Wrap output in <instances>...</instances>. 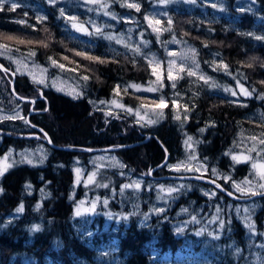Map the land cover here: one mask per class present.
<instances>
[{
  "label": "trees",
  "instance_id": "16d2710c",
  "mask_svg": "<svg viewBox=\"0 0 264 264\" xmlns=\"http://www.w3.org/2000/svg\"><path fill=\"white\" fill-rule=\"evenodd\" d=\"M29 1L42 7L46 19L39 22L35 11L25 4L16 8L5 4L0 8V35L13 37L17 42L13 44L24 50L35 49L33 60L42 65L47 66L50 57L72 58L81 68L78 73L87 74L89 78L84 81V95L72 98L38 85L26 75L16 74L15 92L27 99L23 101L11 90L13 77L9 71L0 70V108L9 111L20 105L24 114V119L0 121V155L8 150L17 153L37 144L48 151L44 165L18 162L0 175V264H97L100 246L111 243L117 247L112 255L122 259L124 264H157V255L174 254L188 242L198 247L207 238L203 233L197 236L198 225L193 223L184 232L175 230L171 212L154 217L149 225H140L139 217L128 213V220L123 218L119 223L113 220L107 228L103 216L99 215L96 217L99 229L93 234H84L74 216V205L84 188L79 185L73 189L75 174L71 163L79 159L91 168L88 161L93 153L89 150L109 146L119 147L107 153L117 154L125 170L134 176L150 175L152 170L151 175L156 176L153 180L159 183L184 181L197 185L182 191L176 206L193 209L209 208L210 202L223 207L229 203H257L253 221L257 234L264 232V195L237 201L206 183L159 179L165 175H195L182 168L167 169L169 163L188 155H194V161L203 162L208 168L216 167L232 178L244 182L252 179L251 165L232 161L230 148L239 130L264 131V121L257 118V111L264 110V0H251L249 9L241 7V0H225L221 7L197 0L190 7L171 8L175 21L173 32L197 47L200 64L212 77V84L236 89L241 83L253 95L241 97L244 104L234 103L224 93L213 91L210 84L192 85L193 88L188 89L189 79L184 78L178 88L186 94L190 108L188 121L175 119L169 105L164 119L145 124H140L137 112L109 110L105 102L114 97L118 83L131 87L151 83L153 78L145 56L152 51L165 56L163 48L170 34L156 35L145 20L152 0H138L139 10L123 5V0H110L116 10L134 13L137 18L133 37L139 40V51L134 49L135 57L113 51L111 39L103 32L91 31L83 37L87 43L77 39L66 29V18L59 5H51L48 0ZM213 53L221 56L226 68L212 67ZM0 61L8 70H13L10 62L2 58ZM170 92L166 85L159 94L169 96ZM130 104L136 109L137 104ZM45 133L55 147L49 145ZM188 137H192L194 146L191 151L186 145ZM166 152L169 153L168 164L157 168L165 161ZM95 174L93 185L98 186L102 195L116 193L115 197L111 196V203L116 204L120 184L128 178L112 168L98 167ZM203 176L215 179L241 198L253 196L233 191L230 182L224 179ZM201 185L215 191L216 198L203 195L198 187ZM20 206L23 211L18 214ZM223 233L225 236L218 238L223 249L217 264H239L237 251L247 250L250 242L243 223L235 218L227 220Z\"/></svg>",
  "mask_w": 264,
  "mask_h": 264
},
{
  "label": "rangeland",
  "instance_id": "374dc122",
  "mask_svg": "<svg viewBox=\"0 0 264 264\" xmlns=\"http://www.w3.org/2000/svg\"><path fill=\"white\" fill-rule=\"evenodd\" d=\"M195 1L197 0L151 1V6L145 16V20L156 35L162 36L164 33L170 34L163 48L165 56L163 57L155 51L149 52L145 56V60L153 81L148 84H133L138 86L139 90L129 85L127 86L121 83L116 84L114 87V97L110 101L105 102L109 110H128L130 108L132 109L131 112L135 111L138 113L136 117L140 118V124H145L149 123L150 120L157 121L164 119L166 110L170 105L173 111V117L175 118L179 115L180 122H187L190 115V108L185 100V92L178 88L180 81L184 78L189 79L188 89L193 88L192 85L210 84L213 91L224 93L234 103L244 104L241 97H250L253 95L252 92L248 91L241 83L237 85L236 89L220 88L212 84V77H210L200 64L197 47L193 43L181 39L173 32L175 21L171 14V8L175 7L178 9L180 6L190 7L191 3ZM202 1L210 2L214 6L219 7L225 2V0ZM250 1L251 0H241V7L249 9L251 7ZM0 2H2V7L5 4H15L16 8L25 4L35 11L36 18L39 22L46 19V14L42 7L38 4H30L29 0H0ZM48 2L51 5H59V10L66 18V29L77 39H82V41L87 43L88 41L83 37L89 35L91 31H98L99 29V32H103L107 38L110 36L113 37V39H111V48L113 51L117 53H130L135 57L134 49L139 48V40L133 37V30L137 27V18L134 13L119 12L113 7V3L110 0H54V2L53 0H48ZM122 4H125L127 7H129L128 5H133L130 8L134 10L140 9V2L138 0H123ZM20 21L25 23L26 19H20ZM156 21H159V23H156ZM74 23L84 30H78V28L73 27ZM13 43L17 42L14 39H8L7 36L0 35V45L4 46L0 47V53H4L5 48L7 49V52L0 55V58L12 64V71L14 73L26 75L30 81L45 88H51L72 98L82 97L84 95V81L86 80L84 77L88 79L89 76L87 74L78 73L81 68L73 63L72 58L57 60L50 57L49 64L47 66L42 65L33 60V57L36 55L35 49L29 48L28 50H24ZM189 50L194 51V60ZM33 52L35 55H31ZM185 53L189 54L185 56ZM153 58L160 63L158 65L151 63L150 61H152ZM53 61H55V63H53ZM210 61L214 68L218 66L223 68L227 67L226 62L221 56H218L217 53L212 54ZM61 64L64 65L63 68L58 66ZM170 65L172 68V79L168 78V69ZM154 68L157 74H153ZM190 71L194 74L189 75L188 73ZM9 74L11 73L9 72ZM201 76H203L204 79H201ZM40 79L44 80L43 84L36 82ZM166 81L168 82L167 84ZM173 84L175 87H173ZM166 85L171 89L169 96L160 95L159 91L165 90ZM148 88H156L157 91H147L146 89ZM245 91L250 93V95H246ZM233 92L235 95L232 94ZM161 96L164 97L166 105L157 107L153 101L155 100L158 102V98ZM259 96L261 97L260 94ZM113 101H115V103H113ZM173 101H175V104ZM130 103L137 104L135 106L136 109L132 108ZM185 108H187V111H185ZM17 112H19V116L24 119V114L20 105L9 111L0 108V121L6 119L5 117L16 116ZM157 113H162V115L157 116ZM257 118L264 121L263 109L257 111ZM262 141H264V131L252 132L239 130L231 144L230 156L248 157L249 159L242 160L240 163H249L251 167L253 163L258 165L256 169L252 167V179L247 178L245 180L250 181L249 184H245L242 180L232 178L228 174H223L216 167L208 168L203 162L194 161L193 159L189 161V157L194 155H188V158L178 160L175 163H169L167 169L173 171L174 165L187 164L188 167L191 168V172L200 175L208 174L210 177L212 176L216 179H224V181L230 182L232 190L239 194H241V192L236 191V185H240L244 189L251 188L255 193L264 191V189L260 187L257 188V185L264 184V179L261 178L262 174H264V167H260L264 166V149L262 148L264 143H262ZM187 148L191 151L194 149V146L192 145L191 149L188 146ZM42 156H46V158L43 159V163H40ZM25 157L32 159L33 163H31V165L41 166L46 163L48 151L42 144H37L33 148L17 153L13 150H8L0 155V170L4 173L18 162L27 163ZM88 162L92 166L91 168L82 164L79 159H75V161L71 163L75 174L73 189L76 190L79 185H82L84 188L83 194L74 205V216L75 219H77L76 225L84 234L90 235L99 229V224L96 222V217L99 215H102L104 218L105 228L109 227L113 220L117 221V223L123 218L128 220V213H135L139 217V224L145 225L150 221L149 218L152 217L151 213H157L154 209L163 208L165 211H170L173 207V217L175 219L173 226L175 230L184 232L190 227V224L193 223L198 225L196 231L197 236L201 233L207 234L208 236L198 247L192 242H188L182 249L174 254L166 253L163 256L157 255L155 258L157 264H217L219 253H221L223 249V244L219 242L218 238L225 236L223 230L226 226V221L228 220V222H230L233 218L243 223L245 232L250 241L247 250L243 252L240 250L237 251V261L239 264H264V232L261 235L257 234L255 222L253 221V213L258 207L257 203H251L250 205H234L229 203L225 204V207H223L218 203L215 204V202H210L209 208L198 206L193 207V209H190V207L186 205L176 206V201L179 200L182 191L191 190L197 185L184 183V181L159 183V181L152 180L154 178L150 177L152 170L149 172L150 175L144 173L142 176H134L125 170L124 162L114 153H93L89 157ZM121 165H123V167H121ZM201 165H203V167L200 171H196ZM98 167L116 169L121 172L120 175H124L128 178L127 181L120 184L117 198H115L118 204L111 203V198L115 197L116 193L114 194L112 191V197L105 193L102 195L99 192L98 186L93 185L96 179L95 171ZM181 168L185 171H189L188 168ZM213 170H215L218 175H213ZM148 176L150 178H148ZM90 177L91 180L89 179ZM225 177H229V179L226 180ZM137 182L140 185L139 188L134 186L128 188L124 187V185H135ZM172 187L177 188L178 191L171 195H169L167 191H162V189L166 190ZM198 187L203 195L205 192L215 193V191L205 186L201 185ZM206 197L216 198V193L215 195ZM221 203L224 202L221 200ZM121 209L127 212L121 214L118 211H114H121ZM185 209H187V212L184 211ZM217 209H219V211H217ZM237 209H239V212H237ZM245 209H247V211H245ZM78 211L79 215H77ZM19 213L20 212H18V214ZM193 216L196 217V221L198 222L192 221ZM221 221H223V228L219 227ZM248 222L254 225V231L246 226ZM93 224H95V226H93ZM181 229H183V231H180ZM116 250L117 247L115 243L101 245L96 257L97 264H124L122 259L112 255Z\"/></svg>",
  "mask_w": 264,
  "mask_h": 264
},
{
  "label": "snow or ice",
  "instance_id": "6c2138e0",
  "mask_svg": "<svg viewBox=\"0 0 264 264\" xmlns=\"http://www.w3.org/2000/svg\"><path fill=\"white\" fill-rule=\"evenodd\" d=\"M53 2H54V0H53ZM128 6H129V7H132L133 5H128ZM0 7H2V2H0ZM11 7H12V8H15V4H12ZM137 10H138V9H137ZM156 23H159V21H156ZM73 27L78 28V30H84V29H81V28H80L78 25H76L75 23L73 24ZM85 31H86V30H85ZM98 31H99V29H98ZM7 38H8V39H13V37H7ZM108 39H113V37L110 36V37H108ZM22 42H23V41H21V43H22ZM118 42H120V41H118ZM29 43H31V41H29ZM46 46H47V45H45V47H46ZM0 47H4V46L0 45ZM135 50H136V51H139L138 48L135 49ZM6 52H7V49L5 48V52H4V53H0V55L5 54ZM189 53H192V57H193V60H194V51H193V50H189ZM189 53H185V56H187ZM80 54H81V53H76V55H80ZM31 55H35V53H34V52L31 53ZM150 62H151V63H154V64H156V65H158V64L160 63L159 61H156L155 58H153V60L150 61ZM53 63H55V61H53ZM58 66H59L60 68H63V67H64V65H62V64H61V65H58ZM225 67H226V66H225ZM153 74H157L156 71H155V68H154V70H153ZM188 74H189V75H193L194 73H193L192 71H190ZM168 78H169V79H172V78H173V77H172V68H171V65L169 66V69H168ZM200 78H201V79H204L203 76H201ZM84 79H87V77H84ZM36 82L39 83V84H43V83H44V80H43V79H40V80H38V81H36ZM161 86H162V85H161ZM132 87H136L137 90H139L138 86L133 85ZM173 87H175L174 84H173ZM146 90H147V91H157L156 88H148V89H146ZM232 94L235 95L234 92H233ZM245 94H246V95H250V93H247L246 91H245ZM32 103H35V101H32ZM113 103H115V101H113ZM153 103L156 104L157 107H162V106H165V105H166V101H165V99H164L163 96H161V97L158 98V102L154 100ZM173 103L175 104V101H173ZM118 106H120V105H118ZM142 107H143V105H142ZM128 111H132V109L129 108ZM185 111H187V108H185ZM137 114H138V113H137ZM156 115H157V116H160V115H162V113H157ZM5 118H6V119H16V118L23 119V117H20V116H19V112H17L16 116H14V117H5ZM175 118H176L177 120H179V119H180V116L177 115ZM154 122H155L154 120H150V121H149V123H154ZM25 123H28V121L25 120ZM201 131H204V130L201 129ZM253 139H254V138H253ZM262 143H264V141H262ZM186 145H187L190 149L192 148V137H188V139H187V141H186ZM45 158H46V156H42V157H41V160H40V163H43V159H45ZM25 159H26L27 163H29V164L33 163L32 159H28L27 157H25ZM192 159H195V156H191V157H189V161H191ZM231 159H232V161H234V162H236V163H240V162H242V160H246V159H249V158H248V157H240V156L232 155V156H231ZM121 167H123V165H121ZM181 167L188 168V170L191 171V168H189L187 164H177V165H174V166H173V169H174V170H179ZM202 167H203V165H201L200 168H197L196 171H200V169H201ZM252 167H253L254 169H256V168L258 167V165L255 164V163H253V164H252ZM260 167H264V166H260ZM2 174H3V171L0 170V175H2ZM213 175H218V173H216L215 170H213ZM199 178H200V177H197V179H199ZM261 178L264 179V174H262ZM89 179L91 180V177H90ZM225 179L227 180V179H229V177H225ZM209 182H210V183H214V181H209ZM249 183H250V181H245V184H249ZM102 186L107 187V185H102ZM133 186L136 187V188H139V187H140V185H139L138 182H137L135 185H124L125 188L133 187ZM215 186H216V188H220V185H219V184H216ZM29 187H30V185H29ZM235 187H236V191H238V192H241V193H250V194H252V195H255V192H253L251 188L244 189V188H242L240 185H236ZM259 187H260L261 189H264V184H260ZM162 191H167V193H168L169 195H171L172 193L178 191V189L175 188V187H172V188H168V189H166V190L162 189ZM221 191H223V189H221ZM261 194H264V193H261ZM204 195H205V196H210V195H215V193L205 192ZM228 195L231 196L232 193L229 192ZM93 207H94V206H93ZM22 211H23V206H20V207L17 209V212H22ZM154 211H156L157 214H160V213L164 212L165 209H163V208H160V209H154ZM184 211L187 212V209H185ZM217 211H219V209H217ZM245 211H247V209H245ZM237 212H239V209H237ZM77 215H79V211L77 212ZM145 218H147V217H145ZM192 221H193V222H198V221H196V217H195V216L192 217ZM223 226H224V225H223V221H221L220 224H219V227H220V228H223ZM246 226H247L249 229H251V230L254 231V225H253L251 222H248ZM35 230H36V231L39 230L38 226L36 227ZM180 231H183V229H181ZM198 234H199V233H198Z\"/></svg>",
  "mask_w": 264,
  "mask_h": 264
},
{
  "label": "water",
  "instance_id": "95a60500",
  "mask_svg": "<svg viewBox=\"0 0 264 264\" xmlns=\"http://www.w3.org/2000/svg\"><path fill=\"white\" fill-rule=\"evenodd\" d=\"M0 69H1V70H5V71H9V72L12 74L13 79H12V82H11V90H12L13 94H14L16 97H18L20 100L26 101L27 99L19 97V96L16 94V92H15L14 81H15V78H16V73H14V72L11 71V70H8V69H7V68H6L1 62H0ZM45 135H46V138H47V140H48L49 145H50L51 147H55V145L52 143V141H51V139L49 138V136H48L46 133H45ZM98 150H99V151H109V150H114V148H112V147H103V148L98 149ZM166 153H167V155H166V159H165V161H164L162 164H160L157 168L163 167V166H165V165L168 164V162H169V154H168V152H166ZM197 177H200V178L197 179ZM159 179H161V180H164V179H172V180H189V181H196V182H200V183H206V184H209V185H211V186H214L215 188H216L215 185H216V184H219L215 179H213V178H208V177H205V176L200 175V174H195V175H180V176H179V175H178V176H177V175H165V176L159 177ZM209 181H214V183H210ZM219 185H220V188H216L218 191L224 193V194L227 195L228 197H230V198H232V199H235V200H237V201H241V200H246V201H247V200H251V199H253V198L260 197V196H263V195H264V194H261V193H257V194H255V195L249 197V198H241V197H239L237 194L233 193L232 191H229V190L223 188L221 184H219ZM221 189H223V191H221ZM229 192L232 193L231 196L228 195ZM263 193H264V192H263Z\"/></svg>",
  "mask_w": 264,
  "mask_h": 264
},
{
  "label": "flooded vegetation",
  "instance_id": "af4514ba",
  "mask_svg": "<svg viewBox=\"0 0 264 264\" xmlns=\"http://www.w3.org/2000/svg\"><path fill=\"white\" fill-rule=\"evenodd\" d=\"M150 177H152V178L155 179L156 176H152V175H150ZM152 180H153V179H152ZM167 212H171V220H172V227H173V207H172V209H171L170 211H165V212L162 213V214L151 213V214H152V217L149 218L150 221H148L145 225H149V224L152 222V220H153L154 217H156V216L159 217V216H161V215H163V214H166Z\"/></svg>",
  "mask_w": 264,
  "mask_h": 264
},
{
  "label": "bare ground",
  "instance_id": "6f19581e",
  "mask_svg": "<svg viewBox=\"0 0 264 264\" xmlns=\"http://www.w3.org/2000/svg\"><path fill=\"white\" fill-rule=\"evenodd\" d=\"M1 62V61H0ZM46 140H47V138H46ZM48 141V140H47ZM109 147H111V146H109ZM101 148H103V147H101ZM101 148H94V149H91V150H89V152H91V153H100V152H115V151H117L118 150V148L119 147H112V148H114V150H109V151H99L98 149H101ZM169 154V153H168Z\"/></svg>",
  "mask_w": 264,
  "mask_h": 264
}]
</instances>
